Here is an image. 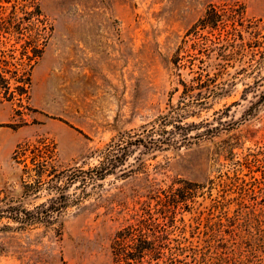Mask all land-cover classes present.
Listing matches in <instances>:
<instances>
[{"label":"rangeland","instance_id":"obj_1","mask_svg":"<svg viewBox=\"0 0 264 264\" xmlns=\"http://www.w3.org/2000/svg\"><path fill=\"white\" fill-rule=\"evenodd\" d=\"M212 4L242 10L243 40L227 46L231 20L209 39L189 33ZM10 19L48 41L30 66V34L0 29L7 59L31 73L22 102L0 96V201L47 200L42 160L87 170L108 149L128 155L71 187L56 224L1 232L0 264H117V231L149 210L170 246L152 264H264V0H0V28ZM167 114L181 127L162 131Z\"/></svg>","mask_w":264,"mask_h":264},{"label":"trees","instance_id":"obj_2","mask_svg":"<svg viewBox=\"0 0 264 264\" xmlns=\"http://www.w3.org/2000/svg\"><path fill=\"white\" fill-rule=\"evenodd\" d=\"M36 9L34 16L36 15L37 20L42 22L44 19L40 18L42 15L41 9L38 6ZM237 13L238 15H236ZM242 13V10L237 11L232 7L218 8V6L212 4L207 8L205 14L194 24L189 33H193L195 38L199 40L204 38L209 39L208 35L201 32L202 30H209V33H212L221 24L225 26L226 20H231L232 29L228 32L232 37L227 38V46L232 47V42L235 38L239 37V39L243 40L242 33L236 27V22L242 24L244 21ZM0 29H6V32L13 31L20 35L30 34V36L28 35L29 39H26V43L23 45L24 51L22 55L28 59V64L33 66V63L43 53L45 44L48 41L45 39L42 43L39 42L40 37H42V29L39 25L31 22V24L24 26L21 21L17 22L10 19L2 22ZM36 30H38L36 36H31V33ZM2 44L4 43L0 39V96H3L7 100L17 98L22 102L24 95L28 96V87L31 82L30 70H21L11 60L7 59V55L9 54L5 49H2ZM240 45H244L243 42ZM29 49H31L32 54H30ZM9 57L15 58L13 54H10ZM177 59L178 57L175 62L178 65ZM12 65L14 66L13 68L11 67ZM177 117L172 116V114L162 116L163 125H172L171 130H165L166 128H164L162 131L171 132L181 127L176 121L174 122L175 119L173 118ZM152 132L154 130H151ZM150 140L151 148L162 147L164 143L170 144L173 141L169 138L155 139L153 137ZM135 141L138 144L144 143L142 138H138ZM128 143L133 144V142ZM127 155H118L114 149H108L104 152L100 163L87 170H84L83 167L68 168L61 171L57 169L48 170L46 159L40 161L37 165L38 169H35L36 177L42 178L44 173L49 171L51 180L55 182L54 186L48 188L50 191L49 198L32 208L25 207L22 202L0 201V223L5 219L7 220L6 223L0 225V233L25 230L38 224L46 227L56 224L59 222V218L65 209L74 203V200L70 199L71 195L69 191L71 187L77 185L80 188H84L88 184L95 183L100 179L106 178L109 174L115 173L117 169L126 164ZM37 182L40 183V181ZM25 188L28 192L31 191V193L35 194L41 191L39 184H26ZM169 205V201H165L163 207L160 209L162 210L160 213H165ZM157 219L155 214L149 210L143 218H137L134 222L117 231L112 243L114 260L117 264H152L153 261H158L164 255L165 250L170 248V246L166 242L168 239L166 229Z\"/></svg>","mask_w":264,"mask_h":264}]
</instances>
